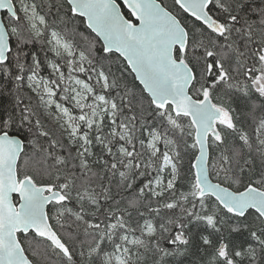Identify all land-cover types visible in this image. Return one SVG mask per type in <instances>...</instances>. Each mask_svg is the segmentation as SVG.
Listing matches in <instances>:
<instances>
[{
  "label": "snow or ice",
  "instance_id": "obj_1",
  "mask_svg": "<svg viewBox=\"0 0 264 264\" xmlns=\"http://www.w3.org/2000/svg\"><path fill=\"white\" fill-rule=\"evenodd\" d=\"M173 5L0 0V264H264V0Z\"/></svg>",
  "mask_w": 264,
  "mask_h": 264
},
{
  "label": "trees",
  "instance_id": "obj_2",
  "mask_svg": "<svg viewBox=\"0 0 264 264\" xmlns=\"http://www.w3.org/2000/svg\"><path fill=\"white\" fill-rule=\"evenodd\" d=\"M163 3H164L165 5H167V6H168L171 10H173L174 12H178V9L175 8L174 5H173V0H163ZM186 20H187V22H188L189 24H191V23L193 22V19L190 18V17H186ZM80 30H81V31H85V26H84V25H81V26H80ZM89 31H90V30H89ZM93 35H94V34H93ZM41 55H42V53H41ZM43 74H44L45 76L47 75L46 72L43 73ZM128 79H129V81L131 82L132 77L129 76ZM137 83H138V82H137ZM33 103H35V100H33Z\"/></svg>",
  "mask_w": 264,
  "mask_h": 264
},
{
  "label": "water",
  "instance_id": "obj_3",
  "mask_svg": "<svg viewBox=\"0 0 264 264\" xmlns=\"http://www.w3.org/2000/svg\"><path fill=\"white\" fill-rule=\"evenodd\" d=\"M121 2V0H118V3ZM6 10H0V16H3Z\"/></svg>",
  "mask_w": 264,
  "mask_h": 264
}]
</instances>
